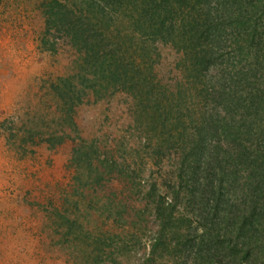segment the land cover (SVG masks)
Returning a JSON list of instances; mask_svg holds the SVG:
<instances>
[{"label":"rangeland","instance_id":"374dc122","mask_svg":"<svg viewBox=\"0 0 264 264\" xmlns=\"http://www.w3.org/2000/svg\"><path fill=\"white\" fill-rule=\"evenodd\" d=\"M57 1L0 0V264H85L84 260L92 259V249L86 241L73 245V229L85 237L104 231H122L123 240L132 237V244L117 254L120 264H186V257L196 252L201 256L197 259L200 264H237L239 256L228 249L233 246L222 239L224 229L212 219L215 201L207 199L205 189L191 200L189 188H184L190 181L178 179L180 154L175 149L181 141L162 143L155 139L152 128L143 124L148 114L138 117L133 93L110 88L97 98L87 84L77 85V90L87 94L71 109L76 126L69 131L76 143H84V149L94 150L99 156L93 160L90 173H76L70 166L75 149L72 139L53 147L35 138V144L21 146L20 141L35 132L31 126L43 128L51 117L48 111L55 102L47 94L49 81L80 72L81 52L64 33L46 27V11ZM127 1L117 2L120 8L112 11L118 14L123 10V17L111 15L110 25L103 21L108 25L105 38L124 43L122 52L135 56L137 62H151L154 82L172 92L173 86L182 81V73L175 69L179 54L170 44L151 41L147 42L153 47L149 57L134 52L137 45L124 40L132 27V8L124 9ZM147 1L153 7V2ZM171 1L183 8L186 3ZM66 2L79 11V0ZM241 13L240 20L244 16ZM235 26L233 23L231 32L227 30L231 39L227 44L244 38L242 33L236 36ZM193 97L184 108L188 115L190 110L194 113ZM215 103L222 104L219 98ZM198 114L193 117L197 119ZM253 144L257 145L256 141ZM198 213L210 219L211 226L206 225L209 229L214 226L211 234L202 232L200 225L205 222L204 218L196 219L201 217ZM60 214L66 218L58 217ZM161 214L169 215L167 221L160 218ZM70 224L73 229L68 230ZM171 230L189 235L178 236L170 243L164 239L160 249L168 247L161 251L162 258L151 255L159 232ZM193 237L198 238L186 246ZM171 251L176 252V259L168 254ZM127 253L132 256L127 257Z\"/></svg>","mask_w":264,"mask_h":264},{"label":"trees","instance_id":"16d2710c","mask_svg":"<svg viewBox=\"0 0 264 264\" xmlns=\"http://www.w3.org/2000/svg\"><path fill=\"white\" fill-rule=\"evenodd\" d=\"M66 1L59 0L46 11V27L64 33L81 52L80 72L49 81L47 94L55 102L48 111L51 117L43 128L31 126L35 132L29 139H22L21 146L35 144V138L53 147L72 139L69 130H75L76 124L71 109L87 94L83 89L77 90L78 84H87L97 98L102 96L101 91L109 92L110 88L133 93L138 117L148 114L143 124L152 128L155 139L162 143L181 141L180 152L175 149L180 154L178 179L190 181L184 188H189L191 200L195 201L198 191L205 189L207 199L215 201L212 219L224 229L222 239L233 246L228 249L239 256L237 264H264V42L260 33L264 29V0H194L191 5L192 0H184V8L171 4V0H161L160 5L159 0H151L153 7L147 0L125 2V11L132 8V27L124 40L137 45L134 52L149 57L153 47L147 42L151 41L170 44L179 54L175 69L182 73V81L173 86L172 92L154 82L151 62H137L135 56L122 52L124 43L115 44L105 38L111 24L108 17L125 14L123 10L112 12L118 11L117 2L121 4V0H79V11ZM241 12L244 16L240 20ZM233 23L236 36L238 32L244 38L227 44L231 40L227 30L231 32ZM193 96L194 113L190 110L188 115L184 108L189 100H194ZM217 98L222 104L215 103ZM11 140L15 146L14 137ZM85 146L75 142L70 166L76 173H90L93 160L99 157ZM201 214H197L201 216L197 220L204 218ZM58 217L66 218L61 214ZM168 217L160 215L165 221ZM203 221L202 232L211 234L214 226L209 229L206 225L207 222L211 226L210 219L205 217ZM71 229L72 224L68 227ZM123 234L104 231L85 237L73 229L72 243L86 241L91 247L92 259L84 260L85 264H120L117 254L132 244V237L123 240ZM188 235L178 230L159 232L151 255L163 256L161 251L168 247L160 249L164 239L170 243L178 236ZM197 238L189 239L185 245ZM168 254L176 259L175 251ZM199 257V252L188 255L186 264H200Z\"/></svg>","mask_w":264,"mask_h":264}]
</instances>
